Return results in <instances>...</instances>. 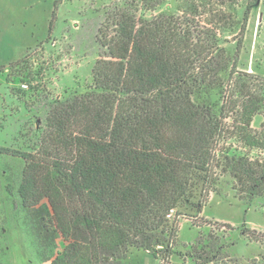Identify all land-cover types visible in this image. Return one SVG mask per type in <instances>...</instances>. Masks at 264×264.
<instances>
[{"label":"rangeland","instance_id":"1","mask_svg":"<svg viewBox=\"0 0 264 264\" xmlns=\"http://www.w3.org/2000/svg\"><path fill=\"white\" fill-rule=\"evenodd\" d=\"M121 13L161 21L174 40L215 45L230 61L218 86L192 96L221 126L209 182L169 212L163 245L128 246L107 264H264V196L249 193L264 147L235 133L233 103L245 90L264 97V0H0V264H49L66 245L59 235L43 243L37 206L21 204L22 155L37 153L54 105L95 90L92 68L113 59L104 43ZM250 127L264 135V101ZM39 205L50 211L45 199Z\"/></svg>","mask_w":264,"mask_h":264},{"label":"trees","instance_id":"2","mask_svg":"<svg viewBox=\"0 0 264 264\" xmlns=\"http://www.w3.org/2000/svg\"><path fill=\"white\" fill-rule=\"evenodd\" d=\"M114 23L104 43L113 59L92 68L95 90L54 105L37 153L22 155L21 204L37 206L43 243L66 241L49 264H107L128 246L154 250L166 241L167 214L190 202L199 180L209 182L221 126L192 96L218 86L230 60L215 45L174 40L161 21L121 13ZM241 93L235 133L264 147V135L250 127L264 97ZM253 171L249 193L264 196V163ZM44 199L50 211L40 207Z\"/></svg>","mask_w":264,"mask_h":264},{"label":"built area","instance_id":"3","mask_svg":"<svg viewBox=\"0 0 264 264\" xmlns=\"http://www.w3.org/2000/svg\"><path fill=\"white\" fill-rule=\"evenodd\" d=\"M169 214V213H168ZM168 214H167V216H168Z\"/></svg>","mask_w":264,"mask_h":264}]
</instances>
